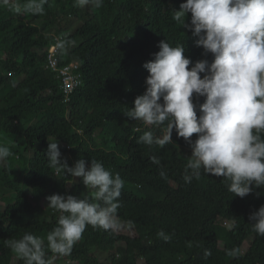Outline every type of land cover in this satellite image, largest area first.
<instances>
[{"label":"trees","instance_id":"obj_1","mask_svg":"<svg viewBox=\"0 0 264 264\" xmlns=\"http://www.w3.org/2000/svg\"><path fill=\"white\" fill-rule=\"evenodd\" d=\"M184 2L103 0L97 8L47 0L44 13L35 16L0 5V144L13 153L0 165V264H24L4 240L25 232L46 237L57 225L60 213L48 208L49 196L84 198L94 191L81 178L49 167L48 138H57L69 166L81 158L89 166L96 160L121 176L124 187L113 218L133 229L129 234L89 225L71 254L57 256L58 261L264 264V236L249 220L264 205V187L241 198L228 191L225 178L203 170L199 179L186 183L190 144L175 129L172 143H138L145 131L162 136L164 127L124 114L146 90L149 73L143 64L154 59L160 41L183 45L193 65L214 59L197 46L198 37L172 19ZM57 35L62 36L60 67L79 63L80 82L69 94L49 66ZM193 102L199 117L204 98L194 95ZM160 231L169 238L160 237Z\"/></svg>","mask_w":264,"mask_h":264},{"label":"clouds","instance_id":"obj_2","mask_svg":"<svg viewBox=\"0 0 264 264\" xmlns=\"http://www.w3.org/2000/svg\"><path fill=\"white\" fill-rule=\"evenodd\" d=\"M45 3L47 0H0V5L10 10L33 16L44 13ZM75 4L99 8L103 0H75ZM172 19L198 37L197 46L214 59L193 65L183 45L174 47L160 41L154 59L143 64L149 73L146 90L124 114L145 125L164 127L162 136L145 131L138 143H172L175 129L178 137L190 144L191 159L183 176L186 183L199 179L203 170L225 178L228 191L244 198L254 188L264 187V0H186L174 10ZM58 38L62 36L57 35L55 44ZM194 95L204 98L199 117ZM194 134L197 138L193 141ZM12 155L9 146L0 144V165ZM47 158L57 174L79 177L94 191L84 198L49 196L48 208L60 215L46 237L25 232L19 239L4 240L24 264H55L57 256L71 254L87 226L112 228L124 187L121 176H113L100 161L92 160L89 166L81 158L69 166L57 138H48ZM152 159L159 163L155 156ZM249 220L253 230L264 236V205ZM158 235L169 238L163 231Z\"/></svg>","mask_w":264,"mask_h":264},{"label":"built area","instance_id":"obj_3","mask_svg":"<svg viewBox=\"0 0 264 264\" xmlns=\"http://www.w3.org/2000/svg\"><path fill=\"white\" fill-rule=\"evenodd\" d=\"M61 45H62L61 39L58 38L57 44L53 45L50 48L49 66L54 71L58 72V76L63 81L64 91L69 94L79 85L80 82L78 79V74L75 71L79 67V63L72 62L68 65L60 67L58 52H59V47Z\"/></svg>","mask_w":264,"mask_h":264},{"label":"rangeland","instance_id":"obj_4","mask_svg":"<svg viewBox=\"0 0 264 264\" xmlns=\"http://www.w3.org/2000/svg\"><path fill=\"white\" fill-rule=\"evenodd\" d=\"M31 154V153H29ZM113 226L120 232H123V233H129V234H132L133 233V229L130 228L129 226H127L126 224L120 222L118 219L116 218H113ZM250 246V242H247L244 246V249H248V247ZM63 263V261H58L57 259L55 260V263L58 264V263Z\"/></svg>","mask_w":264,"mask_h":264},{"label":"bare ground","instance_id":"obj_5","mask_svg":"<svg viewBox=\"0 0 264 264\" xmlns=\"http://www.w3.org/2000/svg\"><path fill=\"white\" fill-rule=\"evenodd\" d=\"M100 15V14H99ZM99 22V21H98ZM96 23H97V21H96ZM107 42V41H106ZM91 48V47H90ZM98 54V53H97ZM96 61V60H95ZM58 83V82H57ZM70 99V98H69Z\"/></svg>","mask_w":264,"mask_h":264}]
</instances>
